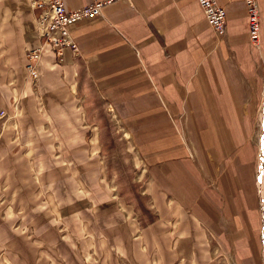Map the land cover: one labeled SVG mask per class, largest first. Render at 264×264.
Returning a JSON list of instances; mask_svg holds the SVG:
<instances>
[{"label":"crops","instance_id":"crops-1","mask_svg":"<svg viewBox=\"0 0 264 264\" xmlns=\"http://www.w3.org/2000/svg\"><path fill=\"white\" fill-rule=\"evenodd\" d=\"M216 1L220 37L196 0H114L56 55L28 0H0V264H264V0L255 43L243 1ZM97 101L140 162L145 226L88 188Z\"/></svg>","mask_w":264,"mask_h":264},{"label":"built area","instance_id":"built-area-1","mask_svg":"<svg viewBox=\"0 0 264 264\" xmlns=\"http://www.w3.org/2000/svg\"><path fill=\"white\" fill-rule=\"evenodd\" d=\"M114 0L93 1L79 8L66 10L62 0H28L36 14V31L42 43H47L56 55L63 47L76 50V44L68 33V26L84 18L99 15L101 6ZM246 9L248 38L255 43L259 38L260 19L257 0H242ZM201 12L216 37L224 33L225 11L216 0H196ZM26 68L31 85L36 84V64L40 48L28 49L25 53ZM3 111L0 110V116Z\"/></svg>","mask_w":264,"mask_h":264},{"label":"rangeland","instance_id":"rangeland-1","mask_svg":"<svg viewBox=\"0 0 264 264\" xmlns=\"http://www.w3.org/2000/svg\"><path fill=\"white\" fill-rule=\"evenodd\" d=\"M103 109L110 125L111 136L115 140V147L111 152L106 154L104 151H100L101 146L99 145L100 147L98 155L101 156L100 160L96 161L95 163L90 161L87 162V185L88 188H94L95 186L97 187L96 195H101L102 187L100 186V184H102L104 192H107L108 189L112 188V193L117 194L118 192V196L122 198L126 205H129L132 208L135 217H137V212L134 211L132 203L127 201L130 194L126 191V185L128 181L134 183L137 186L138 192L143 195L141 193L143 189V180L139 176L141 171L140 162L137 161L138 158L136 156L135 150L131 148L130 145H127L125 143V140L123 139V131L121 128L119 129L120 123H113V119L110 120V118H112L110 116V111H108V113L105 106L103 107ZM4 117L5 112L3 111V115L0 116V119ZM97 132L99 134L98 130ZM136 161L139 162L138 168L135 166ZM120 192H122L123 195H121ZM12 227L13 229H21L22 232L27 236L31 235V227H27L24 225L20 226L19 224H14Z\"/></svg>","mask_w":264,"mask_h":264},{"label":"trees","instance_id":"trees-1","mask_svg":"<svg viewBox=\"0 0 264 264\" xmlns=\"http://www.w3.org/2000/svg\"><path fill=\"white\" fill-rule=\"evenodd\" d=\"M103 104L104 103L101 101L96 102V118L98 122V136L101 146L100 151H104L106 154H108L115 147V140L111 136L110 125L105 115ZM126 191L130 194L127 201L132 203L134 211L137 212V218L140 222V225L145 226L151 223L155 219V216L148 207L145 197L138 192L137 186L134 183L128 181L126 185ZM120 194L123 195L122 192H120Z\"/></svg>","mask_w":264,"mask_h":264},{"label":"bare ground","instance_id":"bare-ground-1","mask_svg":"<svg viewBox=\"0 0 264 264\" xmlns=\"http://www.w3.org/2000/svg\"><path fill=\"white\" fill-rule=\"evenodd\" d=\"M65 8V7H64ZM79 8V7H78ZM67 10V9H66ZM261 167V166H260Z\"/></svg>","mask_w":264,"mask_h":264}]
</instances>
